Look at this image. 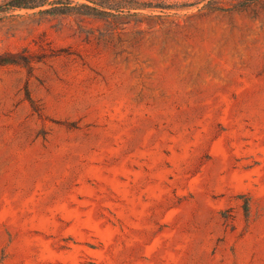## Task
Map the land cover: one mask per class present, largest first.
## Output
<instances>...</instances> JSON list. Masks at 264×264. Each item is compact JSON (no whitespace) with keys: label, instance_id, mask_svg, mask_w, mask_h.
<instances>
[{"label":"rangeland","instance_id":"rangeland-1","mask_svg":"<svg viewBox=\"0 0 264 264\" xmlns=\"http://www.w3.org/2000/svg\"><path fill=\"white\" fill-rule=\"evenodd\" d=\"M7 1L0 264H264V0Z\"/></svg>","mask_w":264,"mask_h":264},{"label":"trees","instance_id":"trees-1","mask_svg":"<svg viewBox=\"0 0 264 264\" xmlns=\"http://www.w3.org/2000/svg\"><path fill=\"white\" fill-rule=\"evenodd\" d=\"M90 1V0H87ZM67 4H71L70 0H66ZM50 3L48 0H8L5 2L4 11H14V10H21V9H33L37 7H43L44 5H49ZM80 6H83L87 9L90 10V12H87L88 14H94V15H104V14H109V12H105L102 9H104L103 6L97 5V7H90L85 4H82ZM54 8H49L44 11H49Z\"/></svg>","mask_w":264,"mask_h":264}]
</instances>
